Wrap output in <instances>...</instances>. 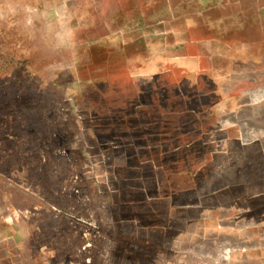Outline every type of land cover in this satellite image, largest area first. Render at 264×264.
Masks as SVG:
<instances>
[{
    "label": "rangeland",
    "instance_id": "1",
    "mask_svg": "<svg viewBox=\"0 0 264 264\" xmlns=\"http://www.w3.org/2000/svg\"><path fill=\"white\" fill-rule=\"evenodd\" d=\"M155 1L168 53L186 23L200 38L205 10L236 0ZM41 3L0 0V264H264V236L205 242L216 110L191 106L202 78L185 87L167 56L149 74L154 28L131 30L125 48L101 44V29L78 42L73 28L42 26L58 22Z\"/></svg>",
    "mask_w": 264,
    "mask_h": 264
},
{
    "label": "crops",
    "instance_id": "2",
    "mask_svg": "<svg viewBox=\"0 0 264 264\" xmlns=\"http://www.w3.org/2000/svg\"><path fill=\"white\" fill-rule=\"evenodd\" d=\"M155 4L152 0L142 10L137 0H42V11L56 12L53 20L58 22L42 26L73 28L78 42L76 34L82 29H101L100 37L105 36L101 44L111 39L123 48L129 44L125 38L131 30L156 29L149 74L156 76L167 56L178 67L174 69L185 87L196 89L197 79L202 78L203 93L191 106L216 110L215 126L205 135V242L210 235L264 236V0L219 4L217 15L205 10L201 37H192L193 23H186L180 44L170 46L168 53L165 48L162 53L165 43L157 30L162 19ZM142 34L139 40L143 42L146 34ZM193 45L198 48L195 56L189 50ZM205 77L214 88L205 86ZM209 91L224 93V100L205 103ZM172 199L165 203L170 220Z\"/></svg>",
    "mask_w": 264,
    "mask_h": 264
}]
</instances>
